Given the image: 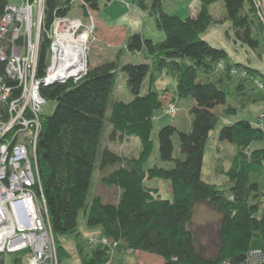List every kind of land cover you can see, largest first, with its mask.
I'll return each mask as SVG.
<instances>
[{
    "label": "trees",
    "instance_id": "obj_1",
    "mask_svg": "<svg viewBox=\"0 0 264 264\" xmlns=\"http://www.w3.org/2000/svg\"><path fill=\"white\" fill-rule=\"evenodd\" d=\"M10 1L0 0V15ZM84 1L79 6L85 14L99 8L98 0ZM134 1L154 16L156 26L165 34L157 41L141 32L126 36L127 50L142 53L146 60L122 64L104 60L89 66L78 79L43 87L44 95L55 105L42 117L36 149V189L46 203L59 262L60 236L77 232L83 211L87 224L101 225L109 240L99 242L91 253H83V264H106L115 240L118 243L113 250L156 253L164 259L163 264L240 263L248 250L264 247V129L248 119L223 124L219 139L238 147L227 169L217 159L216 169L225 172L228 181H207L201 169L205 145L220 115L236 110L229 99L231 89L245 95V87L249 93L259 92L255 98L264 97V87L257 83L259 80L264 85V73L235 61L224 47L203 36L215 20L209 5L216 0H200L196 13L186 15L166 11L162 0ZM222 1L235 38L253 49L264 44L252 0ZM68 3L47 0V26L56 15L69 12ZM48 44L46 37L42 65ZM118 70L126 75L131 99L113 98ZM163 71L175 76L172 102L194 98L189 109L191 123L187 131L173 122L162 125L158 161L146 166L154 148L153 117L167 104L161 96L163 91L155 85ZM145 80L148 89L142 92ZM247 81H251L250 88ZM218 105H222L219 111ZM106 134L109 140L137 136L138 152L127 155L116 151L105 143ZM253 142L262 145L251 147ZM96 165L101 169L103 184L118 188L115 199L108 200L99 192L90 194ZM148 178L168 179L172 197L162 196L159 188L148 185ZM197 204L219 212L212 232L193 225ZM14 262L20 263V257ZM0 264H5L1 253Z\"/></svg>",
    "mask_w": 264,
    "mask_h": 264
},
{
    "label": "built area",
    "instance_id": "obj_2",
    "mask_svg": "<svg viewBox=\"0 0 264 264\" xmlns=\"http://www.w3.org/2000/svg\"><path fill=\"white\" fill-rule=\"evenodd\" d=\"M75 2L85 1L69 0V12L56 15L49 26L47 0L10 1L0 15V253L25 251L27 264H59L46 203L36 189V149L42 117L51 103L43 87L78 79L87 71L89 41L96 37L94 16L91 10L85 18L72 16ZM252 2L264 34V0ZM46 37L49 44L42 65ZM72 43H79L84 65L76 77H72ZM256 124L264 129V111ZM99 242L109 240L102 237ZM219 264H264V247L248 250L240 263Z\"/></svg>",
    "mask_w": 264,
    "mask_h": 264
},
{
    "label": "crops",
    "instance_id": "obj_3",
    "mask_svg": "<svg viewBox=\"0 0 264 264\" xmlns=\"http://www.w3.org/2000/svg\"><path fill=\"white\" fill-rule=\"evenodd\" d=\"M99 8L95 10L97 15V33H98V44H95L93 50L95 54V61L92 62V65H97L101 63L108 54L103 53V51H107L109 53L111 48L115 49V52L118 51V47L125 46L126 36L132 32H141L144 36L153 39L154 41L161 40L164 38V31L159 29L155 24V18L150 12L142 8L140 5L128 7L126 3L122 0H98ZM164 9L168 12H177L182 15H186L189 13H196V11L200 7V0H162ZM119 3V4H118ZM121 3V4H120ZM119 5V6H117ZM211 26V25H210ZM209 28V27H208ZM207 28V29H208ZM206 29V31H207ZM211 30H216L220 33L216 27L211 26ZM206 31L203 33L205 38ZM209 31V30H208ZM224 33V30H223ZM208 39V38H207ZM224 40L223 46L229 53V55L237 61L249 64L264 73V67L260 64L249 63L247 59H243L234 55L232 51V43L230 38L227 36H222ZM233 41V40H232ZM122 49V48H121ZM124 49L127 50L126 46ZM122 50V55H124ZM118 53V52H117ZM136 53V55L141 54L140 52H131ZM117 58V57H113ZM172 81L174 85V91L171 92L169 90L168 84ZM155 85L163 91L162 97L165 99L167 103L168 98H172L175 93L176 83L175 76L170 74L167 71H163L160 77L156 80ZM148 84L147 80L144 82V86L142 92L147 91ZM234 89V88H233ZM243 92L245 90V95H240L242 101L237 104L236 110L234 112H223L220 115L219 121L211 131L210 138L208 139L205 148H204V156L203 163L201 169V176L203 179L215 182L217 184H224L228 181V176L223 171H218L216 169L217 159L220 158L222 166L227 169L232 161L233 155L236 153L238 147L226 140L219 139V129L223 124L232 123L238 119H248L253 124H255L257 115L260 112L264 111V97H256V94H259L258 91L247 92L246 88L243 87ZM231 92L233 90L231 89ZM260 95V94H259ZM255 98V99H254ZM183 99H179L178 103H181ZM50 106V105H49ZM48 106V107H49ZM53 109V108H52ZM49 110V109H48ZM172 120V117L163 112H158L154 115V130H153V140H154V148L150 159L148 160L146 166L153 165L159 158V142H158V132L163 124L169 123ZM189 123L187 128H190L191 116H189ZM157 123V124H156ZM128 139H132L134 141L133 146L129 144H124V141ZM135 135L127 136L123 140H105V143L110 147L115 149L120 153H124L127 155L136 154L139 150L140 140ZM120 142L118 146H114L116 142ZM128 143V141H127ZM262 145L259 142H253L251 147H256ZM228 150V152H226ZM264 166V161H263ZM264 168V167H263ZM146 183L150 186H155L159 188V193L165 197H172V192H170V181L168 179L162 178H150L146 180ZM262 188L264 190V169L263 174L261 176ZM105 189L109 192V186L104 185ZM118 189V188H117ZM118 191V190H117ZM80 218V215H79ZM78 218V226H77V234L72 233L68 235L60 236V244L62 245L61 252V260L59 264H83L82 254L83 253H91L96 245L100 237H106L104 228L101 225H88L86 222V218L84 214L79 219ZM87 236V239H86ZM139 251V250H137ZM142 252V251H141ZM124 250H112L111 258L113 262L119 260V256L123 258V263L127 262V264H134L136 261V255H132L131 257L125 256ZM135 253V252H134ZM126 260V261H125ZM118 262V261H117ZM27 264V259H26ZM115 264V263H114ZM119 264V262H118Z\"/></svg>",
    "mask_w": 264,
    "mask_h": 264
},
{
    "label": "rangeland",
    "instance_id": "obj_4",
    "mask_svg": "<svg viewBox=\"0 0 264 264\" xmlns=\"http://www.w3.org/2000/svg\"><path fill=\"white\" fill-rule=\"evenodd\" d=\"M12 1L19 2L20 0H12ZM122 1H124V0H122ZM124 3H126L128 7H133V6L138 5L136 2L127 3L124 1ZM62 4H64V6H65L67 4V1L65 3H62ZM117 6H119V5H117ZM209 8H210V11H211L214 19H215L210 25L212 27H216V29L219 30L220 33H218L216 30H211V26L209 25V28L207 29V31L205 33L208 40L216 46L224 47L223 46L224 40L222 39V36H227L228 38L233 40V41L231 40V42H233L232 43V47H233L232 51L234 52V55L241 57L243 59L244 58L247 59V62H249V63L260 64L264 67V44L261 43L260 46H258L256 49H253L252 47L243 43L241 40L235 38L234 28H233L230 20L226 16L225 7H224L222 0L213 1L212 3H210ZM70 13H72V16L73 15L84 16V14H85V13H83L82 9L80 8L78 2H75V4L72 3V10L70 11ZM92 13L94 16L96 37L92 41H89V47L87 49V52H88V54H87V59H88L87 68L89 66H92V62L95 61V59H94L95 54H93L94 53L93 48H94L95 44H98V39H99L98 33H97V15H96V12L94 10H92ZM83 18H85V16ZM223 30H224V33H223ZM124 47H118V48H120L117 51L118 53L115 52V49H113V48L109 49V50H111L109 53H107L108 50L103 51V53L108 54V56L105 57L104 60H117L119 64H122L126 61L139 62V61L146 60L145 55H143L142 53L139 55H136V53H131V52L128 53L124 49ZM122 50H125L123 52H126V53H124V55H122ZM113 57H117V58H113ZM235 61H237V60H235ZM74 77H76V76H74ZM246 85L248 86V88H250L251 81H247ZM168 87H169V90L171 92L174 91V85H173L172 81L169 82ZM240 95L243 96L244 94H239L237 91L230 92L229 93V99L231 100L232 103L237 105L242 101V99L240 98ZM113 98H122V99H126V100L132 98V93H131V91L128 87V84H127L126 75L121 70H118V72H117V77L115 80V85H114V90H113ZM171 103H173V105H174L173 110L170 109ZM193 103H194V98L192 96L184 98V100L181 101V103H178V102L174 103L171 101V98L170 99L168 98L167 104H166L164 110L161 112L170 115L172 117V120L170 122L175 123L179 128L185 129L187 131L189 129V128H187V125L189 123L188 119H189V116H192L189 109L193 105ZM49 105L50 106L47 108L46 112L51 111V109L54 107L55 103L51 102ZM221 108H222V105H218L217 111H219ZM258 115H257V117H258ZM255 124H256V122H255ZM109 128H110V126H108V131H109ZM107 138L108 137L106 134L105 140H107ZM116 140H122V139H116ZM127 141H128V143H127ZM120 142H123V141H120ZM120 142L118 141L113 145L118 146L120 144ZM124 144H126V145L132 144L131 146H133L134 141L132 139H128V140L126 139L124 141ZM175 145H176L175 146V152L178 153L179 152V137L177 134L175 136ZM226 152H228V150H226ZM166 165H170V163L167 162ZM109 188H111V189L109 190L108 193H106L107 192L106 189L104 192L103 182L101 180V169L99 168L98 165H96V168L94 169V172H93L90 194L93 195L94 193L99 192L106 199L113 200V199H115V195H117V189H115V187H111V186ZM169 191L171 192V188ZM261 206H263V205L261 204ZM82 215H83V211H80V218L82 217ZM219 217H220V214L215 209H212L211 207H209L206 204H197L195 211H194V216H193V225L197 229H200L203 227L205 230L212 232V230L215 229V227L218 223ZM203 237L205 238V236H203ZM101 238L102 237H100L97 242H99ZM86 239H87V236H86ZM115 246H112V247H115ZM124 254H125V256H127V258L131 257L132 255L135 254L136 255V261L134 262V264H163L164 263V259L162 258L161 255L156 254V253H151L148 251H145V252L142 251L141 252V251L133 250V251L129 252L127 250V251H125ZM15 257H20V263H18V264H26L27 254L25 251H19V252H15V253L4 254L5 264H15V262H14ZM119 258L120 259L117 260L119 262V264H127V262L123 263V261H124L123 258H121L120 256H119ZM117 261L116 262L112 261V262H113V264L114 263L118 264Z\"/></svg>",
    "mask_w": 264,
    "mask_h": 264
},
{
    "label": "bare ground",
    "instance_id": "obj_5",
    "mask_svg": "<svg viewBox=\"0 0 264 264\" xmlns=\"http://www.w3.org/2000/svg\"><path fill=\"white\" fill-rule=\"evenodd\" d=\"M79 43H72V77L82 73L83 61Z\"/></svg>",
    "mask_w": 264,
    "mask_h": 264
}]
</instances>
